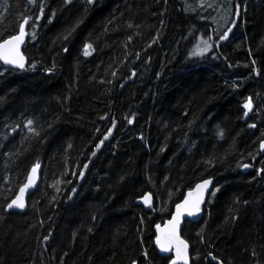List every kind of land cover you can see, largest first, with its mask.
<instances>
[{
  "label": "trees",
  "instance_id": "1",
  "mask_svg": "<svg viewBox=\"0 0 264 264\" xmlns=\"http://www.w3.org/2000/svg\"><path fill=\"white\" fill-rule=\"evenodd\" d=\"M234 8L219 32L188 0H0V42L30 18L0 61V264H169L155 227L209 177L191 264H264V0Z\"/></svg>",
  "mask_w": 264,
  "mask_h": 264
},
{
  "label": "water",
  "instance_id": "2",
  "mask_svg": "<svg viewBox=\"0 0 264 264\" xmlns=\"http://www.w3.org/2000/svg\"><path fill=\"white\" fill-rule=\"evenodd\" d=\"M26 19H27V24H28V22L30 21V18L27 17ZM24 21H23L22 25H23L24 30H25V36H24L23 43L20 45L19 51L22 54V56L24 57V62H25L26 55H25L23 47H24V44H25V41H26L27 24H24ZM18 33L14 34V35H12V36H10L8 38L14 37V36L18 35ZM8 38H6V39H8ZM4 40H2L1 42H3ZM7 66L8 67H16V66H13V65H7ZM261 148L264 151V140L261 141ZM37 165H39L38 168L36 167ZM33 168H36L35 174H33V172H32ZM41 172H42V163H38V164L33 165L31 167L28 175H27V178H26L25 182L21 185V187L19 188L16 196L12 199V200H14V199H16L17 196H20L21 189H24L23 200H24V203H25V207L23 209H18V208H15V207H13L12 209H8V207H7V210H17V211H20V212H24L26 210L29 196L31 195V193L36 191L39 188V186H40ZM30 176L33 177V183H32V185H30L27 188H25V185L28 184V178ZM214 181H215V179L213 177H209V178H206V179H203V180L199 181L193 188L189 189L185 193L183 199L181 201H179L175 205L171 217L168 218L164 223H159V224L156 225V227H155V230H156V240H155L156 248H157V250L159 251V253L161 255L171 257L170 261H169V264H174V262H175V264H185V260L177 258V253H176L177 244H176L175 241H173L172 244H171V250L166 252V251H163L161 249V246H160V244L157 243V240L160 239V240L163 241V239L166 236V234L170 231L171 222H173L174 219L177 217V212H178L177 206L178 205H185V201L186 200L189 201V203L187 205H185V207L179 209L181 214L179 216V225H178V229H177V235H178L179 240H182V241L187 243V245H188V248H187V264H191L192 263V259H191V245H190L189 241L183 236L182 229H183L184 223H185V221L187 219L196 221V220H199L203 216V214H204L203 205L208 200L209 194L211 193V191L213 189ZM205 182H209V183H207L206 188L198 189L197 186L198 185H203V184H205ZM146 196H150L151 197V206H148V205H146L144 203V198ZM201 197H202V199H200ZM198 199L200 200V202H199V211L196 212L194 215H189V211L192 210L194 203ZM11 201L9 203H11ZM136 202L138 204L143 205L146 209H151V208L154 207V202H155L154 201V195H153L152 192H147L145 195H143L142 197L138 198L136 200ZM134 264H137V263H134Z\"/></svg>",
  "mask_w": 264,
  "mask_h": 264
},
{
  "label": "snow or ice",
  "instance_id": "3",
  "mask_svg": "<svg viewBox=\"0 0 264 264\" xmlns=\"http://www.w3.org/2000/svg\"><path fill=\"white\" fill-rule=\"evenodd\" d=\"M24 24H27V19L24 21ZM24 36H25V30L23 25L20 27L19 29V33L18 35L5 39L3 42H0V61H3L4 64L7 65H13L16 66L18 68L23 69L25 67L24 64V57L22 56V54L20 53L19 49H20V45L23 43L24 40ZM207 47H210V45H207V41L203 42ZM91 46L89 45V48ZM207 47L204 50H207ZM86 54H89L87 49H86ZM196 54V53H194ZM244 107L246 109H248L249 111H251L252 109V103L251 100H249L248 103H246L244 105ZM132 121L129 120V123H131ZM31 123V122H29ZM111 133H109L110 135ZM108 137L105 136L104 139H107ZM101 144H103V141H101ZM37 168L39 167V165L36 166ZM33 174H35L36 172V168L32 169ZM33 183V177L30 176L28 178V184L25 185V188H27L28 186L32 185ZM207 183L209 182H205V184L203 185H198V189H204L207 186ZM23 193H24V189H21V194L20 196H17L16 199L12 200L11 203L8 204V209H12L13 207L18 208V209H23L25 207V203L23 200ZM202 199V197L200 198ZM199 202L200 200L198 199L194 205L192 210L189 211V215H194L196 212L199 211ZM144 203L148 206H151V197L150 196H146L144 198ZM189 203V201H185V205H187ZM185 205H178V212H177V217L174 219L173 222H171V229L170 231L166 234V236L164 237L163 241L158 239L157 243L160 244L161 249L163 251H170L171 250V244L173 241L176 242L177 247H176V253H177V258L178 259H183L185 260V264H187V248L188 245L186 242L179 240L178 235H177V229H178V225H179V216H180V211L179 209L185 207ZM175 264V262H174Z\"/></svg>",
  "mask_w": 264,
  "mask_h": 264
},
{
  "label": "rangeland",
  "instance_id": "4",
  "mask_svg": "<svg viewBox=\"0 0 264 264\" xmlns=\"http://www.w3.org/2000/svg\"><path fill=\"white\" fill-rule=\"evenodd\" d=\"M188 5L189 8L192 9L194 7L196 11H199L203 19L212 22L215 29L219 32L230 26L235 15L234 0H188ZM203 42H200L197 53H202L212 48V45L207 47ZM206 47L207 50H204Z\"/></svg>",
  "mask_w": 264,
  "mask_h": 264
},
{
  "label": "bare ground",
  "instance_id": "5",
  "mask_svg": "<svg viewBox=\"0 0 264 264\" xmlns=\"http://www.w3.org/2000/svg\"><path fill=\"white\" fill-rule=\"evenodd\" d=\"M210 40H211V39H210ZM211 41H212V40H211ZM211 41H210V42H211ZM207 42H209V40H208ZM209 45H210V44H209ZM211 45H212V44H211Z\"/></svg>",
  "mask_w": 264,
  "mask_h": 264
}]
</instances>
